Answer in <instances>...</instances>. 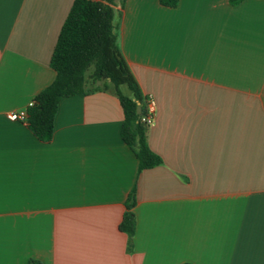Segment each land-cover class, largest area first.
<instances>
[{
	"label": "crops",
	"instance_id": "0c3cea01",
	"mask_svg": "<svg viewBox=\"0 0 264 264\" xmlns=\"http://www.w3.org/2000/svg\"><path fill=\"white\" fill-rule=\"evenodd\" d=\"M74 2L0 0V264H264V0L115 1L117 45L156 103L163 164L143 171L112 92L63 99L47 142L8 117L55 80Z\"/></svg>",
	"mask_w": 264,
	"mask_h": 264
},
{
	"label": "trees",
	"instance_id": "16d2710c",
	"mask_svg": "<svg viewBox=\"0 0 264 264\" xmlns=\"http://www.w3.org/2000/svg\"><path fill=\"white\" fill-rule=\"evenodd\" d=\"M115 1L75 0L52 54L50 67L56 73L55 80L36 96L34 106L28 108L27 125L38 140L50 141L63 99L112 92L119 99L124 113L122 139L135 154L139 171H143L161 166L163 160L150 149L148 128L139 122L145 114L146 98L117 45L112 7ZM163 4L174 7L175 0H163ZM122 86L128 88L129 96L122 92ZM139 106L141 114L137 113ZM135 195L133 189L120 225V230L130 237H133L136 226L132 211L136 204ZM29 264L39 263L32 260Z\"/></svg>",
	"mask_w": 264,
	"mask_h": 264
},
{
	"label": "built area",
	"instance_id": "2783aa9c",
	"mask_svg": "<svg viewBox=\"0 0 264 264\" xmlns=\"http://www.w3.org/2000/svg\"><path fill=\"white\" fill-rule=\"evenodd\" d=\"M33 106H34V102L29 104L28 108H31ZM28 108L26 110L10 114L8 116L9 119L11 121H15V122H25V123H27V119H28L27 110H28ZM155 115H156V103H155V100L153 98H151V97L146 98L145 114L143 116H141L139 122L148 128V127H150V126H152L154 124Z\"/></svg>",
	"mask_w": 264,
	"mask_h": 264
},
{
	"label": "rangeland",
	"instance_id": "374dc122",
	"mask_svg": "<svg viewBox=\"0 0 264 264\" xmlns=\"http://www.w3.org/2000/svg\"><path fill=\"white\" fill-rule=\"evenodd\" d=\"M113 90V89H112ZM121 90H122V92L125 94V95H130L131 93H130V91L128 90V88L126 87V86H122L121 87Z\"/></svg>",
	"mask_w": 264,
	"mask_h": 264
},
{
	"label": "water",
	"instance_id": "95a60500",
	"mask_svg": "<svg viewBox=\"0 0 264 264\" xmlns=\"http://www.w3.org/2000/svg\"><path fill=\"white\" fill-rule=\"evenodd\" d=\"M141 112H142V108H141V106H139V107L137 108V113H138V114H141Z\"/></svg>",
	"mask_w": 264,
	"mask_h": 264
}]
</instances>
